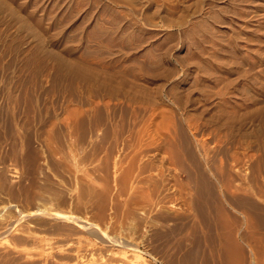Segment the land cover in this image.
I'll return each mask as SVG.
<instances>
[{
  "label": "rangeland",
  "instance_id": "rangeland-1",
  "mask_svg": "<svg viewBox=\"0 0 264 264\" xmlns=\"http://www.w3.org/2000/svg\"><path fill=\"white\" fill-rule=\"evenodd\" d=\"M91 259L264 264V0H0V264Z\"/></svg>",
  "mask_w": 264,
  "mask_h": 264
},
{
  "label": "bare ground",
  "instance_id": "bare-ground-1",
  "mask_svg": "<svg viewBox=\"0 0 264 264\" xmlns=\"http://www.w3.org/2000/svg\"><path fill=\"white\" fill-rule=\"evenodd\" d=\"M87 231H88V230H87ZM136 258H137V257H136ZM91 260H92V259H91ZM140 260H141V259H140ZM1 261H2V260H1ZM89 261H90V260H88V263H89ZM141 261H142V260H141ZM101 262H102V261H101ZM94 263H95V264H97V263L99 264V261H98V260L95 261V259H94V260H92L91 263H89V264H94ZM140 263H142V262H140ZM140 263H139V264H140ZM100 264H101V263H100ZM103 264H104V262H103Z\"/></svg>",
  "mask_w": 264,
  "mask_h": 264
}]
</instances>
